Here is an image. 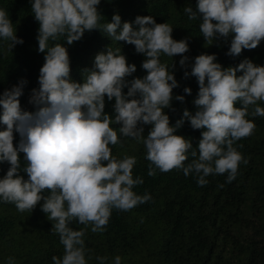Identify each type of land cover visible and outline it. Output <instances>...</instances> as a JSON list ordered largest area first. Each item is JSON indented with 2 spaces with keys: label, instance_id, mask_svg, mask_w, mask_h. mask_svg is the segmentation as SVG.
Returning <instances> with one entry per match:
<instances>
[{
  "label": "clouds",
  "instance_id": "obj_1",
  "mask_svg": "<svg viewBox=\"0 0 264 264\" xmlns=\"http://www.w3.org/2000/svg\"><path fill=\"white\" fill-rule=\"evenodd\" d=\"M100 3L32 0L31 12L39 23L38 51L46 53L39 88L32 90L29 101L36 110L21 107L25 80L0 96V123L6 126L0 131V164L10 165L0 178V199L20 212H32L40 204L54 222L51 231L59 235L64 249L62 257H52L54 264H87L86 253L91 250L85 247L84 230L69 226L73 220L91 225L93 233L102 232L113 209L128 211L153 199L133 191L144 183L141 177L133 178L136 158L118 159L112 154L110 145L120 143L118 131L144 145L149 176H155L157 169L163 173L182 170L185 176L194 174L198 185L204 186L210 174H227L228 183L236 178L239 164L247 160L234 144L255 128L246 117H264V107L258 104L264 101V66L246 58L237 67L224 68L215 62V55L201 54L195 57L191 72L185 71V78L194 76L198 81L196 111L185 109L173 126L165 110L173 99L183 102L185 96L173 95L179 86L172 71L175 65L169 70L160 56L181 55L179 63L187 68V39L175 40L173 28L157 23L151 15L136 17L135 27L130 22L121 25L119 14L101 23ZM183 11L189 20L201 18L206 45L231 37L230 56L255 49L264 40V0H197L195 10L186 6ZM93 30L106 33L112 41L134 45L145 56L142 68L147 74L129 80L136 65H129L121 48L111 44L95 56L93 68L83 70L82 83L73 81L64 42L71 45ZM0 38L11 42L10 50L24 43L3 9ZM184 92L190 95L192 89L186 87ZM105 96L114 100L112 114L105 112ZM185 121L194 130H202L195 148L191 139L176 134ZM113 123L119 125L118 131ZM146 125L151 126L147 135ZM14 133L20 136L18 146H14ZM189 154L191 161L186 165ZM96 259L105 264L108 258ZM8 264H14V258L9 257ZM113 264H121V257L116 256Z\"/></svg>",
  "mask_w": 264,
  "mask_h": 264
},
{
  "label": "trees",
  "instance_id": "obj_2",
  "mask_svg": "<svg viewBox=\"0 0 264 264\" xmlns=\"http://www.w3.org/2000/svg\"><path fill=\"white\" fill-rule=\"evenodd\" d=\"M31 3L32 0H0V9L7 11L17 37L24 41L10 50L11 42L0 38V96L21 80L27 81L20 97L25 111L36 110L29 101L32 90L39 88L38 78L46 54L38 51L39 23L31 12ZM196 4L197 0H101L98 5L103 17L101 23L111 22L119 14L121 25L130 22L135 27L136 17L151 15L157 23H168L173 28L175 40L187 39L189 51L184 54L189 57L187 68L179 63L181 55L160 56L161 63L167 64L169 70L175 65L172 71L179 86L173 89V95L185 96L183 102L173 99L171 108L165 110L173 126L183 118L185 109L196 111L193 101L198 95V81L194 76L185 78V71L191 72L196 56L215 55V62L224 68L237 67L246 58L264 66V40L255 49L242 50L239 56L227 54L231 37L206 45L199 27L201 18L189 20L183 11L186 6L195 10ZM59 42L63 43V38ZM111 44L113 48H121L129 65H136L137 70L129 80L147 74L142 68L145 56L137 53L134 45L112 41L106 33L93 30L85 31L82 39L71 45L64 42L72 80L82 83L83 70L93 68L95 56ZM186 87L192 89L190 95L184 92ZM127 91L125 88V94ZM113 104L114 100L108 101L105 96L106 113H113ZM258 104L264 107V101ZM246 118L255 128L234 146L247 163L239 164L231 183L227 182V174H210L204 186L198 185L194 174L185 176L182 170L163 173L157 169L155 176H149L150 161L146 159L144 145L123 137L119 125L113 123L120 143L110 145L112 154L118 159L125 155L136 158L133 178L141 177L144 183L133 191L141 196L150 194L153 199L128 211L113 209L102 232L93 233L91 225L73 220L69 226L84 230L85 247L91 250L86 253L87 264H100L98 256L108 258L105 264H113L116 256L121 257V264H264V117L249 114ZM144 127L147 135L151 126ZM5 129L0 123V131ZM201 131L185 121L176 134L191 139L195 148ZM19 140V134L14 133V146H18ZM20 160L23 167V153ZM190 161L189 154L185 164ZM9 167L7 162L0 164V178ZM20 174L28 178L26 173ZM52 223L40 204L32 212H20L13 203L0 199V264H8L9 257L14 258V264H54L52 257H62L64 249L59 235L51 231Z\"/></svg>",
  "mask_w": 264,
  "mask_h": 264
}]
</instances>
